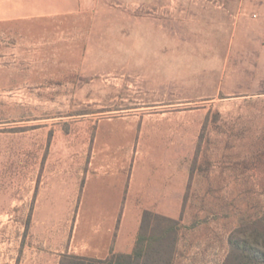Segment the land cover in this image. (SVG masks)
Here are the masks:
<instances>
[{"label": "rangeland", "instance_id": "obj_1", "mask_svg": "<svg viewBox=\"0 0 264 264\" xmlns=\"http://www.w3.org/2000/svg\"><path fill=\"white\" fill-rule=\"evenodd\" d=\"M245 0H0V264L133 246L224 264L264 215V64Z\"/></svg>", "mask_w": 264, "mask_h": 264}, {"label": "trees", "instance_id": "obj_2", "mask_svg": "<svg viewBox=\"0 0 264 264\" xmlns=\"http://www.w3.org/2000/svg\"><path fill=\"white\" fill-rule=\"evenodd\" d=\"M179 220L146 210L131 253H112L107 259L64 254L60 264H175ZM224 264H264V215L244 222L230 237Z\"/></svg>", "mask_w": 264, "mask_h": 264}, {"label": "crops", "instance_id": "obj_3", "mask_svg": "<svg viewBox=\"0 0 264 264\" xmlns=\"http://www.w3.org/2000/svg\"><path fill=\"white\" fill-rule=\"evenodd\" d=\"M246 16L244 18V44L246 51L249 49L258 50L261 54V62L264 64V0H245ZM134 245L126 247L120 244V238L114 246L109 245L108 251L102 248V254H77L66 253L70 255H79L95 259H107L112 253H131ZM61 263V262H60Z\"/></svg>", "mask_w": 264, "mask_h": 264}]
</instances>
